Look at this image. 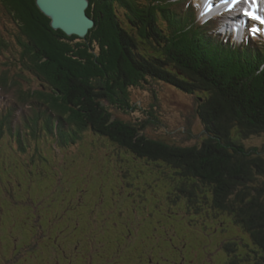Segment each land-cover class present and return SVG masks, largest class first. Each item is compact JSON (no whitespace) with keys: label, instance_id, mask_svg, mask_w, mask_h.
<instances>
[{"label":"trees","instance_id":"trees-1","mask_svg":"<svg viewBox=\"0 0 264 264\" xmlns=\"http://www.w3.org/2000/svg\"><path fill=\"white\" fill-rule=\"evenodd\" d=\"M88 1L86 14L94 27L80 39L52 30L35 0H0V95L9 102L8 111L2 110L8 114L5 122L15 118L17 131L22 126L29 139L45 135L47 140L55 130L57 160L68 156L81 167L79 160L90 158L75 159L65 151L84 135L107 139L115 159L131 156L156 174L152 183L162 182V197L184 211L174 215L188 226L205 230L209 218L228 221L225 227L237 234L224 236L220 264H264V142L247 145L264 139L263 40L222 37L214 29L216 19L199 17L197 0ZM169 89L195 103L175 125L162 100ZM64 180L63 190L69 191V174ZM87 191L79 190L75 198ZM11 194L10 186L0 191L1 222L3 202L11 210L23 207L17 217L41 219L37 197L15 201ZM130 225L124 230L127 239ZM3 239L0 233V248L14 242L15 259L31 247L25 238H18L20 246L18 239ZM147 255V264L162 263L153 252Z\"/></svg>","mask_w":264,"mask_h":264},{"label":"rangeland","instance_id":"rangeland-1","mask_svg":"<svg viewBox=\"0 0 264 264\" xmlns=\"http://www.w3.org/2000/svg\"><path fill=\"white\" fill-rule=\"evenodd\" d=\"M59 46L63 52L69 51L67 46ZM26 78L29 84L36 85L30 77ZM167 91L162 100L170 123L175 125L180 113L183 121L185 114L193 112L195 103L182 93ZM7 120L8 123L0 124L4 129L0 138V191L6 192L10 186V198L15 201L23 200L25 195L37 197L43 209L39 214L41 219L36 221L30 213L24 219L17 217L24 213L23 207L11 210L6 202L2 203L6 212L2 222L0 219L1 237L11 241L25 238L31 247L15 259L14 242L7 243L0 248V264H50L49 260L52 264H147L148 252H153L161 264H220L223 260L219 245L225 242L224 236L230 238L237 234L231 225L225 227L228 221L209 218L204 220L209 224L205 230L200 224L188 226L185 220L174 215L184 211L167 204L164 193L162 197V182L152 183L156 174L131 156L121 154L119 160L115 159L114 145L107 139L84 135L83 142L80 139L78 145L65 151L75 159L88 156L90 161L79 160L84 168L68 156L66 160H57L54 154L60 156V146L52 139L55 130L52 136L48 133L47 140L45 135L41 139L17 138L18 133L7 130L8 126L16 127V120L9 117ZM194 129L201 131L198 123ZM263 142V138H258L247 141V145L261 146ZM67 174L69 191L63 190ZM150 184H154L151 189ZM84 188L88 191L76 199L78 191ZM164 191H167L166 185ZM131 217L134 218L130 220ZM187 219L188 224L195 223ZM129 225L126 233L132 235L131 239L124 235L125 226ZM78 243L80 250L79 247L75 250ZM119 245L123 246V254H119ZM49 251L52 252L50 259Z\"/></svg>","mask_w":264,"mask_h":264},{"label":"water","instance_id":"water-1","mask_svg":"<svg viewBox=\"0 0 264 264\" xmlns=\"http://www.w3.org/2000/svg\"><path fill=\"white\" fill-rule=\"evenodd\" d=\"M38 10L50 20L52 30L83 39L94 27L86 10L88 0H35Z\"/></svg>","mask_w":264,"mask_h":264},{"label":"snow or ice","instance_id":"snow-or-ice-1","mask_svg":"<svg viewBox=\"0 0 264 264\" xmlns=\"http://www.w3.org/2000/svg\"><path fill=\"white\" fill-rule=\"evenodd\" d=\"M253 2H254V0H253ZM243 14L245 16H248L251 20H261V22L264 23V20H262L261 17L258 16L254 10H250L249 8H244L243 9ZM251 31L253 33H256L258 31H260V29L252 28Z\"/></svg>","mask_w":264,"mask_h":264},{"label":"bare ground","instance_id":"bare-ground-1","mask_svg":"<svg viewBox=\"0 0 264 264\" xmlns=\"http://www.w3.org/2000/svg\"><path fill=\"white\" fill-rule=\"evenodd\" d=\"M242 1V0H241ZM247 2H248V5L250 6V7H256L258 4L260 5V4H264V0H254V2H253V0H246ZM239 25H242V23H240L239 22Z\"/></svg>","mask_w":264,"mask_h":264}]
</instances>
